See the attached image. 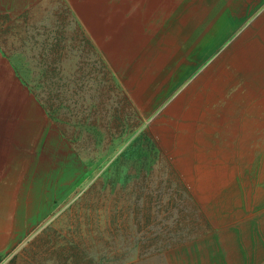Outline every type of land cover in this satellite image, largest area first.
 I'll use <instances>...</instances> for the list:
<instances>
[{"label": "rangeland", "instance_id": "1", "mask_svg": "<svg viewBox=\"0 0 264 264\" xmlns=\"http://www.w3.org/2000/svg\"><path fill=\"white\" fill-rule=\"evenodd\" d=\"M3 23L0 55L46 113L42 130L28 136L14 125L19 146L0 147V187L24 193L27 220L5 264H264V212L254 224L246 214L243 249L224 231L242 200L251 204L256 179L202 207L168 158L144 142L129 147L145 120L68 5L36 4L29 19ZM10 102L0 101L1 113Z\"/></svg>", "mask_w": 264, "mask_h": 264}, {"label": "crops", "instance_id": "2", "mask_svg": "<svg viewBox=\"0 0 264 264\" xmlns=\"http://www.w3.org/2000/svg\"><path fill=\"white\" fill-rule=\"evenodd\" d=\"M51 3L68 5L198 205L209 207L241 180L256 179L251 204L242 200V214L224 228L243 249L246 214L254 224L264 212V0H0V30ZM3 67L0 101H11V109L0 112V147L13 148L14 125L35 134L46 113L0 55ZM39 143L27 139L25 146ZM23 194L0 187V264L27 225L19 216Z\"/></svg>", "mask_w": 264, "mask_h": 264}, {"label": "trees", "instance_id": "3", "mask_svg": "<svg viewBox=\"0 0 264 264\" xmlns=\"http://www.w3.org/2000/svg\"><path fill=\"white\" fill-rule=\"evenodd\" d=\"M143 142L145 143L146 147L152 152H154L155 154H158L159 156H162V152L161 150L157 147L155 141L153 140V138L149 135V133L147 132V130H142L132 141V144L129 145V147H135V149H139ZM129 147L126 149L128 151ZM124 151L123 153H126L127 151ZM169 168L172 172L175 173V170L173 168V166L169 163ZM178 180L180 181L181 185H183V187L185 188L184 190H187V186L186 184L178 178ZM188 193V191H187Z\"/></svg>", "mask_w": 264, "mask_h": 264}]
</instances>
